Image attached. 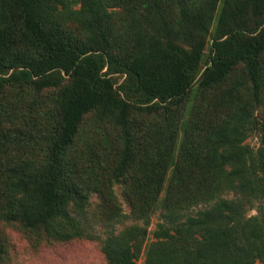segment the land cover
Listing matches in <instances>:
<instances>
[{
    "label": "trees",
    "instance_id": "16d2710c",
    "mask_svg": "<svg viewBox=\"0 0 264 264\" xmlns=\"http://www.w3.org/2000/svg\"><path fill=\"white\" fill-rule=\"evenodd\" d=\"M219 3L0 0V94L54 92L50 106L41 102L35 139L29 135L37 130L4 135L0 221L57 242L93 239L98 220L86 209L90 194L101 192L111 205L106 221H144L102 239L108 264H136L158 209L162 222L144 264H264V0L221 2L199 75ZM239 66L244 76L230 80ZM115 75L125 78L117 85ZM196 80L203 93L228 84L214 101L224 114L207 128H188L183 154L174 159L182 103ZM135 103L162 116L140 137L141 127L133 131L130 124ZM91 114L122 133L117 154L81 132ZM256 130L262 140L253 151L243 142ZM80 135L82 148L73 153ZM119 182L133 197L128 216L112 205L111 187ZM222 191L232 197L220 198ZM200 201L212 204L182 214ZM249 209L257 214L248 216Z\"/></svg>",
    "mask_w": 264,
    "mask_h": 264
},
{
    "label": "rangeland",
    "instance_id": "374dc122",
    "mask_svg": "<svg viewBox=\"0 0 264 264\" xmlns=\"http://www.w3.org/2000/svg\"><path fill=\"white\" fill-rule=\"evenodd\" d=\"M217 6L215 19L210 28V34L207 38V45L204 50V55L200 65L199 75L203 71L207 64L210 55L211 37L213 34L216 17L221 9V2ZM118 21L120 20L121 11H116ZM68 32L77 36L78 31L74 25L67 26ZM244 71L242 66L237 67L236 71L230 77V80L243 77ZM116 84H120L124 80V76H113ZM198 80L193 84L188 98L182 103L181 119L178 124V135L176 143L173 149L174 159L178 156H182V148L184 146L185 131L190 128L191 130H199L201 128H207L212 125L218 118L224 114V109L220 106H215L214 101L216 95L228 86H222L221 88L213 89L206 93L200 91L197 87ZM54 92L51 90L43 91L40 94L24 96L18 98V89L10 88L0 94V165H3L6 161L7 152L3 151L1 143L5 134L15 133L18 138L20 135H26L32 131L37 130L35 134H30L32 138L38 134V128L40 126L39 110L42 100L46 106H50L52 103V96ZM36 98L35 101H33ZM139 103L138 100H135ZM136 104V103H135ZM147 104H136L131 111V128L133 131L141 127L139 137L142 136L144 125H149L151 129L155 128L156 123L161 120V115L156 113H148L144 108ZM10 115V116H9ZM256 123L261 128L263 121V114L261 109L255 112ZM103 121L102 123H96L94 114L89 115L84 120V125L81 132L86 133V136L92 137L94 140H99L103 143V152L108 154H117L119 149L123 148L124 141L122 139V133L117 129H114L111 124ZM83 136L77 137L73 144V153L82 148ZM262 133L255 131L251 133L243 142L250 149L255 151L259 147V143L262 140ZM107 150V151H106ZM39 152H37V156ZM108 165H112L114 162L107 161ZM169 175H167L164 181V189L159 195V200L164 196L165 188L168 185ZM114 204L120 208L121 213L125 216L130 215L132 209L133 197L128 194L125 184L119 182L114 183L111 187ZM220 198L230 199L232 197L231 192L220 193ZM187 199V198H185ZM89 205H87V212L90 217L96 218L98 221L91 224V231L94 234L93 239H75L69 242H57L52 239L46 238L43 234H34L19 223H7L0 221V264H108L105 256L101 251V241L105 236L112 232L118 234L125 228L138 225L143 226V220H135L133 218H123L120 221L108 222L106 221V215L111 209V205L108 204L105 195L99 192H92L89 198ZM212 202L200 201L191 205L182 212L184 216L193 215L200 210H204L209 207ZM161 211L158 209L149 218L147 225V234L144 241L141 244V254L136 264H144L145 251L147 247L153 241V231L158 223L162 222L160 218ZM248 216L256 215V209H249L246 213ZM260 264V263H257Z\"/></svg>",
    "mask_w": 264,
    "mask_h": 264
}]
</instances>
